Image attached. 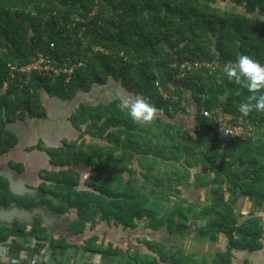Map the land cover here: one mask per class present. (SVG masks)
Returning <instances> with one entry per match:
<instances>
[{
	"label": "trees",
	"instance_id": "trees-1",
	"mask_svg": "<svg viewBox=\"0 0 264 264\" xmlns=\"http://www.w3.org/2000/svg\"><path fill=\"white\" fill-rule=\"evenodd\" d=\"M39 52L56 68L81 62L85 67L70 79L13 71L31 64ZM242 54L264 64V0H0V155L19 143L11 123L48 118L44 96L68 103L114 83L161 109L157 120L141 127L118 109L119 96L95 105L77 101L68 116L77 140L48 149L56 169L39 173L45 197L14 195L0 178V207L75 213L68 224L71 238L82 239L104 222L134 231L147 218L153 230L165 228L168 236L183 238L205 220L196 229L199 237L228 240V248L208 262L182 248L163 254L171 264H235V251H263L264 220L257 210L264 208V112L242 116L239 106L250 93L223 72ZM196 61L212 66L186 67L182 77V65ZM5 82L10 87L2 93ZM190 99L197 110L198 130L192 132L179 120ZM205 110L216 111V118L204 116ZM238 123L252 127L255 139L223 136V127ZM82 166L93 170L84 185L77 169ZM191 188L209 189L208 205L197 210L182 196ZM243 198L252 202L245 220L237 210ZM160 199L180 211L163 213ZM0 226L7 231L0 228L3 244L18 236L33 240L38 253L46 246L61 253L74 247L50 233L40 217L31 226L18 221Z\"/></svg>",
	"mask_w": 264,
	"mask_h": 264
},
{
	"label": "rangeland",
	"instance_id": "rangeland-1",
	"mask_svg": "<svg viewBox=\"0 0 264 264\" xmlns=\"http://www.w3.org/2000/svg\"><path fill=\"white\" fill-rule=\"evenodd\" d=\"M227 6V5H226ZM122 94H126L124 90L120 88L118 84H108L104 88H97L94 93H90L89 95L78 97V101L81 99H84L85 102L87 101L89 104L95 105L99 104V102H106L109 99L114 98L116 96H120ZM47 97V96H45ZM50 98V97H49ZM57 106V104H55ZM76 109V106L73 108L71 112H74ZM61 111V110H60ZM65 111V110H64ZM69 111L67 113H63L64 115H69L71 114ZM58 117H55L58 120H61L60 115L62 114L61 112H58ZM70 125L65 124L72 129L71 125V120L68 121ZM78 133H74L71 135L69 133V136H66L62 138L61 141L64 143H71L72 141H76L78 137ZM86 137V136H85ZM96 143H99L96 141ZM45 146H48L46 144H40L41 148H45ZM63 146V145H62ZM48 148H50L48 146ZM48 150V149H47ZM149 162V161H148ZM125 183V182H124ZM43 183H41L42 185ZM127 184V183H125ZM122 184V185H125ZM117 186L119 184L117 183ZM128 189H131V186L128 184ZM188 191H183V194L185 195ZM182 194V196H184ZM205 194V192H204ZM199 195L194 194V193H189L187 196L188 200H194L195 201V208L197 210H200L204 208L206 205H208L209 202L203 200L200 201V199H203L205 195ZM160 202H165V208L162 210L163 213L166 212L168 213H178L180 210L172 208V204H169L166 202V200L160 199ZM168 203V204H167ZM241 211H243V215L247 214L248 211H251L252 206L249 204L243 205L241 204ZM75 217V215H74ZM73 215H64V217H61L65 224H60L59 221L55 222L57 225L56 228L60 231V233H63V237H65L70 246L68 249L65 250V252L60 253V251L54 250V249H49L48 251L50 255L56 254V259L51 258L50 262L48 264H171L170 257L168 258H162L163 254H177L179 251H181L180 248L183 246H178V245H173L170 248L168 247L169 242H172L174 244H178V241L180 240L181 245L186 244L187 241H192L194 242L193 245L191 246L190 250L191 253L197 254L198 258L197 260H205V261H210L212 260V257L214 254L218 251H220V247L213 248L211 243L212 242L209 238H202L198 236V232L196 229L201 228L199 226H193L191 227L190 231V236L189 238H185L186 240H182L183 236H173L172 238H169L167 234V230L165 228L161 230H153L152 221L145 218L140 225L137 227V229L130 230V229H122L121 227L116 228L113 226V224L108 227L107 225H104L102 223L99 225L93 232H86V235L81 239L79 237H68L67 230H68V223L74 218ZM191 223V222H189ZM204 222H202L203 224ZM9 227H12V225H7ZM1 232L7 233L6 229L3 226H0ZM66 227V229H65ZM30 227H26V231H30ZM50 233L53 235L56 234L55 232H58L55 230V232H52L49 230ZM28 233V232H27ZM60 233H57L59 236L62 235ZM186 234V232H183ZM97 234L98 240H95L94 242H89L87 241L92 235ZM105 241H101L102 237ZM174 235V234H173ZM18 237V236H17ZM10 238V240L3 244L0 243V264H33L34 261L31 258H23L24 256L20 255V258L18 255H16L13 252L18 251L16 247L14 249H11L13 246H17V244H24V239L21 237V239L18 240V238ZM177 238V239H175ZM14 239L15 245L10 246L12 243V240ZM190 239V240H189ZM85 240V241H84ZM30 242H34L33 240H27ZM84 241V242H83ZM83 242V243H82ZM102 245V249H96V252H92L89 250L90 248H96V246ZM24 246V245H23ZM222 248V247H221ZM183 252L187 254V251L182 248ZM109 250V251H108ZM156 251V252H154ZM2 252L4 254H2ZM18 257L19 259H17ZM191 255V254H190ZM254 255V256H253ZM247 256L254 257L258 259V264H262L261 262L264 263V251L258 252L256 254H248L246 252H237L236 259L237 261H242V258H245ZM256 256V257H255ZM27 257V256H26ZM17 261V262H16Z\"/></svg>",
	"mask_w": 264,
	"mask_h": 264
},
{
	"label": "crops",
	"instance_id": "crops-1",
	"mask_svg": "<svg viewBox=\"0 0 264 264\" xmlns=\"http://www.w3.org/2000/svg\"><path fill=\"white\" fill-rule=\"evenodd\" d=\"M77 101L78 99H75L72 102L66 103V102L60 101L59 99L49 98V97L44 96L43 103L48 110L47 119L42 120V119L27 117V119L24 121H17V122L11 123L8 128L17 134L19 138V143L14 149L10 150L8 153L0 155V178H5L7 179L8 182H10L9 179L6 178L7 176L9 178H13L14 179L13 182L15 183L24 184V185H27V186H30L32 188L39 190L41 183H43V180H41L39 176L40 171L45 170V169L49 171H54L56 169L54 166L51 165L50 155L47 153L48 151L47 149H56L62 146L63 145V141H61L62 138L69 136V133L71 135L73 134V138L76 137L74 136L75 132L79 134V132L77 131V129L73 127V125H71L72 129H70L69 126L65 125V124L70 125V123L68 122L69 115L63 114L64 112L67 114L69 111L71 112L74 106H76ZM55 104H57V106H55ZM184 105H186L185 102H184ZM187 106L188 107H187L186 113L181 115L179 120L185 126L186 131L192 132L196 128V122H195L196 116L195 115L197 113V110L195 107V103L191 99L189 100ZM58 112L62 113L60 115L61 120H58L55 118V117H58V114H59ZM43 143L48 145L50 148H48V146H45V148H41L40 144H43ZM21 169L22 171H20ZM77 169L82 173V177L84 179L82 184L84 185L85 180L87 179L89 174L93 172V170L86 166H82ZM128 178L129 177L127 175L125 181H127ZM191 192L194 194H196L197 192V194L199 195H202L205 192L204 194L205 197L203 199H200V201H203L206 199L205 201L208 202L210 199L211 194H210L209 189L196 190L194 188L193 189L191 188V190H189L183 197L187 198L186 195H188ZM189 202H195V201L189 200ZM241 204L243 205L249 204L250 206H252V202L248 198H243L240 200L237 206L238 213L241 216H243L242 220H245L249 216L251 211H248L247 214L243 215V211H241L242 210ZM257 211H258L257 214L262 216L264 220V208L259 209ZM68 215H73L74 217L75 213H71ZM202 222L204 223L202 224ZM205 224H206L205 220L197 222V226L199 227H203L205 226ZM104 225H107L108 227L111 226V224L107 222H104ZM55 230L58 231V232H55L56 234H54L57 236L58 235L57 233H60V231L58 230V228H55ZM100 236L102 237V235ZM168 237L172 238L170 236ZM182 240H186V239L183 238ZM101 241L102 242L105 241L103 237ZM194 242L187 241L186 244L181 245L180 240H179L178 244H174L172 242H169L167 244L169 248L173 245L183 246L184 249L187 251V255L191 254L190 256H193L194 259H198L200 257H197V254L191 253V251L188 252L191 246H194L193 245ZM210 243L213 248L217 249L218 247H220V251L221 250L224 251L228 248V240L224 235H220L218 241L210 242ZM19 245L21 246L24 245L22 248L23 249L22 251H19V250L17 251V255L19 256V258H20V255L24 256L23 258H31L34 261L33 264H40V263L48 264L51 258H54V260L56 259L55 257L56 254H53V255L49 254L50 252L48 251L50 249L49 246H46L43 251L38 253V252H35L36 250H34V246L36 245L35 242H30V241L25 240L23 245L22 244H19ZM18 246H17V249H19ZM237 252H242V251H235V256L237 255ZM2 254L4 253L2 252ZM242 259L243 260L239 262L236 259L235 264H243L244 260L246 259L250 260V264H258V261H257L258 259L254 257L247 256ZM261 263L264 264L263 262Z\"/></svg>",
	"mask_w": 264,
	"mask_h": 264
},
{
	"label": "clouds",
	"instance_id": "clouds-1",
	"mask_svg": "<svg viewBox=\"0 0 264 264\" xmlns=\"http://www.w3.org/2000/svg\"><path fill=\"white\" fill-rule=\"evenodd\" d=\"M223 72L229 81L247 88L250 95L239 106V112L247 117L252 112H264V64L247 54L240 55L236 62L224 66ZM117 107L126 111L134 123L141 127L151 125L159 118L158 109L150 99L141 95L122 94Z\"/></svg>",
	"mask_w": 264,
	"mask_h": 264
},
{
	"label": "built area",
	"instance_id": "built-area-1",
	"mask_svg": "<svg viewBox=\"0 0 264 264\" xmlns=\"http://www.w3.org/2000/svg\"><path fill=\"white\" fill-rule=\"evenodd\" d=\"M204 66L210 67L212 65L208 62L206 63V62H199V61H196L194 63L184 64L182 65V75L181 76L182 77L185 76L184 71H186V67H189L192 70L194 68H202ZM83 67H85V63H82V62L79 64L74 63L72 65L61 67V68L53 67L48 62L47 58L41 52H39L37 56L33 59V62L31 64L25 67H22V68L12 67V69L13 71L15 70L16 72L18 71V72L27 73V74H31L32 72H40L41 74H45V75L52 76L55 78L61 76L62 74H65L68 77V79H70L71 75H73V73L76 70H79L80 68H83ZM9 87H10V83L5 82L1 92L2 93L7 92ZM203 114L206 117L216 118V111L214 110L213 111L205 110L203 111ZM231 117L232 116H226L225 119L229 121ZM221 131L225 138L232 137V138H237L241 140H250V139H255L256 137L255 132L252 127L239 125V123L227 125L223 127Z\"/></svg>",
	"mask_w": 264,
	"mask_h": 264
},
{
	"label": "water",
	"instance_id": "water-1",
	"mask_svg": "<svg viewBox=\"0 0 264 264\" xmlns=\"http://www.w3.org/2000/svg\"><path fill=\"white\" fill-rule=\"evenodd\" d=\"M194 131H197V126ZM6 178L9 179V190L11 193L17 196L21 197H28L31 199L35 198H43L45 197L43 193H41L39 190L32 188L30 186L24 185V184H18L13 182V178H9L6 176ZM36 217H40L43 225L52 232H55L56 224L55 222L59 221L60 224H65L61 217L64 216H54L47 212V210L43 207H38L35 209H26L20 208L19 206H14L9 209H3L0 207V224L4 225H12L14 222H24L31 226L34 222V219ZM60 217V219H59ZM67 226V225H66ZM66 229V227H65ZM63 235V233H60ZM68 237H70L68 231L66 234Z\"/></svg>",
	"mask_w": 264,
	"mask_h": 264
},
{
	"label": "bare ground",
	"instance_id": "bare-ground-1",
	"mask_svg": "<svg viewBox=\"0 0 264 264\" xmlns=\"http://www.w3.org/2000/svg\"><path fill=\"white\" fill-rule=\"evenodd\" d=\"M6 187V186H5Z\"/></svg>",
	"mask_w": 264,
	"mask_h": 264
},
{
	"label": "flooded vegetation",
	"instance_id": "flooded-vegetation-1",
	"mask_svg": "<svg viewBox=\"0 0 264 264\" xmlns=\"http://www.w3.org/2000/svg\"><path fill=\"white\" fill-rule=\"evenodd\" d=\"M18 259V258H17Z\"/></svg>",
	"mask_w": 264,
	"mask_h": 264
}]
</instances>
